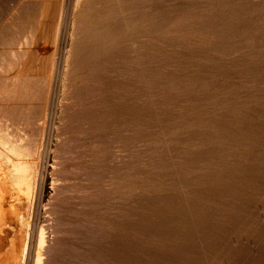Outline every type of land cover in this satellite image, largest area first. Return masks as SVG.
<instances>
[{
    "label": "rangeland",
    "instance_id": "1",
    "mask_svg": "<svg viewBox=\"0 0 264 264\" xmlns=\"http://www.w3.org/2000/svg\"><path fill=\"white\" fill-rule=\"evenodd\" d=\"M0 43L17 264H264V0H0Z\"/></svg>",
    "mask_w": 264,
    "mask_h": 264
},
{
    "label": "bare ground",
    "instance_id": "2",
    "mask_svg": "<svg viewBox=\"0 0 264 264\" xmlns=\"http://www.w3.org/2000/svg\"><path fill=\"white\" fill-rule=\"evenodd\" d=\"M33 3V2H32ZM25 5V4H24ZM32 5V4H31ZM27 6V5H26ZM16 10V9H15ZM27 10V9H26ZM36 12V10H35ZM29 14V13H27ZM15 15V14H14ZM24 15V14H23ZM31 16V15H30ZM32 17V16H31ZM23 20V19H22ZM14 21V19H13ZM35 21V20H34ZM32 22V21H31ZM40 23V22H39ZM16 24V23H15ZM20 25V24H19ZM30 25V24H28ZM33 25V24H32ZM18 27V26H17ZM25 27V26H24ZM39 27V26H38ZM10 28V27H9ZM21 28V27H20ZM11 29V28H10ZM34 30V29H33ZM19 32V31H18ZM41 34V33H40ZM9 35V34H8ZM42 35V34H41ZM17 36V35H16ZM30 37V36H29ZM41 37V36H40ZM8 38V37H7ZM16 38V37H15ZM4 39V38H3ZM9 39V38H8ZM12 40V39H11ZM43 40V39H42ZM27 41V40H26ZM3 42V41H2ZM4 43V42H3ZM24 43V42H23ZM1 44V43H0ZM13 44V43H12ZM33 44V43H32ZM8 45V44H7ZM134 45V44H133ZM24 47V46H23ZM38 47V46H37ZM25 49V48H24ZM36 49V47H35ZM12 50V49H11ZM14 50V49H13ZM17 50V49H16ZM21 50V49H20ZM19 50V51H20ZM13 52V51H11ZM21 52V51H20ZM34 52V51H33ZM8 53V52H7ZM14 53V52H13ZM14 55V54H13ZM1 56V55H0ZM15 56V55H14ZM18 57V56H17ZM26 57V55H25ZM28 58V57H27ZM26 60V59H25ZM29 60V59H28ZM19 61V60H18ZM0 65H2L0 63ZM17 65V64H16ZM19 65V64H18ZM11 66V64H10ZM25 67V66H24ZM30 67V66H29ZM99 67V66H98ZM21 68V67H20ZM5 69V68H3ZM26 69V68H25ZM27 68L26 70H29ZM93 69V68H92ZM23 70V69H22ZM20 69V72H22ZM2 71V70H1ZM16 71V70H15ZM29 72V71H28ZM3 73V72H2ZM15 73V72H14ZM13 73V74H14ZM26 73V71H24ZM12 74V75H13ZM19 74V72H18ZM17 76V75H16ZM16 76H13L12 85H16ZM22 76V75H21ZM29 77V76H28ZM30 78V77H29ZM12 79V78H11ZM28 78H26L27 80ZM1 80V79H0ZM29 80V79H28ZM31 80V79H30ZM43 81V80H42ZM18 82V81H17ZM30 83V81H28ZM41 82V81H40ZM9 83V82H8ZM20 83V82H19ZM18 83V84H19ZM38 83V81H37ZM90 83V82H89ZM96 83V82H95ZM4 84V83H3ZM24 85V84H23ZM38 85V84H37ZM20 86V85H19ZM18 86V87H19ZM25 86V85H24ZM28 87V86H27ZM9 88V87H8ZM0 88V100L10 90ZM32 88V87H30ZM40 90V89H39ZM23 91V89H22ZM27 91V90H26ZM31 91V90H30ZM35 91V90H34ZM25 93V92H24ZM30 93V92H29ZM28 93V94H29ZM18 94V93H17ZM16 95V94H15ZM14 97V96H13ZM10 98V97H6ZM15 98V97H14ZM17 99V97H16ZM8 100V99H7ZM73 100V99H72ZM3 101L2 104H3ZM15 101V100H14ZM23 101V100H22ZM70 101V100H69ZM8 102V101H7ZM21 102V101H20ZM11 103V101H10ZM24 103V101H23ZM13 103H11L12 106ZM9 105V103H7ZM18 105V103H17ZM1 113V112H0ZM48 114V113H47ZM50 117V116H49ZM43 118V117H42ZM47 121V120H46ZM2 122V119L1 121ZM12 122V121H11ZM42 122V121H41ZM0 125V264H17L16 253L21 247L22 234L30 222L26 214L31 202L35 181V161H33L30 149L13 136L14 131ZM9 126V125H7ZM31 127V126H30ZM15 128V127H13ZM12 128V129H13ZM18 128V127H17ZM46 128V127H45ZM26 129V128H25ZM48 129V127H47ZM21 130V129H20ZM37 130V129H36ZM41 130V129H40ZM30 131V130H29ZM43 132V131H42ZM23 133V132H22ZM39 133V132H38ZM35 135V134H34ZM41 135V134H40ZM46 135V134H45ZM18 136V134H17ZM28 137V136H27ZM41 137V136H39ZM45 137L42 133V138ZM47 138V136H46ZM33 139V138H32ZM31 139V140H32ZM39 139V138H38ZM43 140V139H42ZM49 140V139H48ZM40 142V141H39ZM45 142V140H44ZM31 143V142H30ZM46 143V142H45ZM44 143V145H45ZM60 143V141H59ZM59 143L57 145H59ZM40 144V143H38ZM37 145V144H36ZM47 145V144H46ZM45 145V146H46ZM60 146V145H59ZM33 147V146H32ZM40 150V149H39ZM42 150V149H41ZM44 150V149H43ZM46 150V147H45ZM51 150V149H50ZM34 151V150H33ZM40 153V151H38ZM47 152V151H46ZM38 153V154H39ZM36 154V152H35ZM37 154V155H38ZM48 154V153H47ZM42 155V154H41ZM40 155V156H41ZM39 156V155H38ZM45 156V155H44ZM57 156V155H56ZM30 157V158H29ZM54 157V156H53ZM61 157V156H60ZM41 157H38L40 159ZM43 159V158H42ZM41 159V162H42ZM55 159V158H54ZM40 161V160H39ZM38 161V162H39ZM56 162V161H55ZM40 164V163H38ZM63 164V163H62ZM41 166V165H39ZM57 166V165H56ZM60 166V165H59ZM40 167L37 168V171ZM42 169V168H41ZM55 170V169H54ZM64 173V172H62ZM39 175V174H38ZM55 175V174H54ZM52 177V176H51ZM40 179V178H39ZM37 180V179H36ZM42 182V180H40ZM39 182V181H38ZM66 182V181H65ZM36 186V185H35ZM41 188V187H40ZM57 188V187H56ZM36 189V188H35ZM40 190V189H39ZM66 191V190H65ZM61 192V191H60ZM63 193V192H62ZM35 196V194H33ZM39 196V194H38ZM55 196V195H54ZM55 198V197H54ZM37 199V198H36ZM36 204V203H35ZM39 208V207H38ZM55 208V207H54ZM33 209V208H32ZM34 216V215H33ZM30 217V216H29ZM45 217V216H44ZM32 220V219H31ZM47 221V220H46ZM59 221V220H58ZM58 223V222H57ZM56 223V224H57ZM55 225V224H54ZM59 225V224H58ZM30 226V225H29ZM42 227V226H41ZM34 228V227H33ZM30 229V228H29ZM31 230V229H30ZM35 230V229H34ZM44 231V230H43ZM33 231H31L32 233ZM34 235V234H33ZM24 236V235H23ZM27 240V239H26ZM44 241V240H43ZM25 244V242H24ZM30 244V243H29ZM29 246V245H28ZM30 251V249H29ZM32 251V250H31ZM30 251V252H31ZM46 252V251H45ZM32 254V253H31ZM29 255V254H28ZM29 258V257H28ZM38 258V257H37ZM31 259V258H30ZM38 262V259H37ZM19 263V262H18ZM29 263V262H28ZM35 264V263H34ZM38 264V263H37Z\"/></svg>",
    "mask_w": 264,
    "mask_h": 264
}]
</instances>
